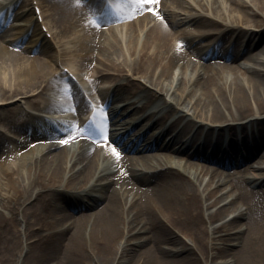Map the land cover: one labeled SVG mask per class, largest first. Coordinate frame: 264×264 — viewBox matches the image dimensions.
I'll list each match as a JSON object with an SVG mask.
<instances>
[{"label":"bare ground","instance_id":"1","mask_svg":"<svg viewBox=\"0 0 264 264\" xmlns=\"http://www.w3.org/2000/svg\"><path fill=\"white\" fill-rule=\"evenodd\" d=\"M102 1L0 0V264H264V0Z\"/></svg>","mask_w":264,"mask_h":264},{"label":"rangeland","instance_id":"2","mask_svg":"<svg viewBox=\"0 0 264 264\" xmlns=\"http://www.w3.org/2000/svg\"><path fill=\"white\" fill-rule=\"evenodd\" d=\"M51 0H44V2H50ZM109 3H111L112 5H113V1H115V0H107ZM118 1V0H117ZM35 2V1H34ZM121 2H123V0H121ZM20 6V4L18 5V7ZM35 6V3H33V7ZM11 20V19H10ZM42 27V29L44 30V31H46V27L45 26H41ZM46 36L48 37V39H50L49 37V34H47L46 33ZM25 42L26 41H24L21 45H23V44H25ZM264 42V38H263V40L261 39L260 40V45L262 44ZM17 50L18 49H20L19 47H17L16 48ZM213 57H211L210 58V61H212L213 59H212ZM215 58V57H214ZM73 61V55L72 54H70V55H67V56H65V57H63L62 59H61V62H60V68H64V64H66V62L67 63H71ZM240 61H241V58H240ZM72 78L74 79V80H76L73 76H72ZM56 99V101H59L60 102V100L59 99H57V98H55ZM87 99V98H86ZM88 101H90L89 100V98H88ZM35 111V110H34ZM34 111H32L33 113H35ZM1 131L0 132H5V130H3V129H0ZM150 130H152V129H150ZM58 139H59V137H57ZM77 141V139L75 140V142ZM60 143H61V140H60ZM2 149V148H1ZM1 153V152H0ZM1 155V154H0ZM247 172H248V170H247ZM264 187V186H263ZM82 210V209H81ZM80 210V211H81ZM80 211H78V212H80ZM186 240V242L187 241H189L188 239H185ZM227 260V259H226Z\"/></svg>","mask_w":264,"mask_h":264},{"label":"snow or ice","instance_id":"3","mask_svg":"<svg viewBox=\"0 0 264 264\" xmlns=\"http://www.w3.org/2000/svg\"><path fill=\"white\" fill-rule=\"evenodd\" d=\"M148 2H149V3H151V2H152V0H148ZM81 134H82V135H83V134H85V133L83 132V130H82V133H81Z\"/></svg>","mask_w":264,"mask_h":264}]
</instances>
